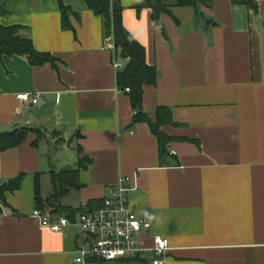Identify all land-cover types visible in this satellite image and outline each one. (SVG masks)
I'll list each match as a JSON object with an SVG mask.
<instances>
[{
	"label": "crops",
	"instance_id": "0c3cea01",
	"mask_svg": "<svg viewBox=\"0 0 264 264\" xmlns=\"http://www.w3.org/2000/svg\"><path fill=\"white\" fill-rule=\"evenodd\" d=\"M137 1L119 0L122 24L157 72L143 89V113L152 122L159 108L172 115L173 125L160 127L172 139L163 156L148 125L133 123L113 68L126 61L107 46L102 18L83 0H63L67 30L54 0H0V25L23 27L21 37L57 59L54 68L0 58V134L29 131L0 153V184L23 176L0 204V264H74L80 228L52 232L32 214L36 195L45 202L54 194L52 173L76 169L78 187L58 201L74 215L53 219L78 223L127 177L129 204L151 224L142 245L167 238L166 264H264V0L256 13L231 0L174 8L160 18L163 34Z\"/></svg>",
	"mask_w": 264,
	"mask_h": 264
},
{
	"label": "trees",
	"instance_id": "16d2710c",
	"mask_svg": "<svg viewBox=\"0 0 264 264\" xmlns=\"http://www.w3.org/2000/svg\"><path fill=\"white\" fill-rule=\"evenodd\" d=\"M58 4L61 13V26L63 29H72L68 22V17L72 13L65 7L63 0H54ZM233 4L244 5L254 13L257 12L258 5L256 0H231ZM85 6L93 12L97 17L103 19L105 28V36L113 43L114 55H120L126 64L119 69L116 76V84L118 88L129 92L126 93L130 99L131 109L133 111V123L141 122L148 125L152 134L155 136L159 144V155L166 153V146L171 142V138L165 136L160 127L173 125L172 115L167 108H159L156 111V120L152 122L147 114L142 111V94L146 86L156 84L157 72L154 67L147 66L145 63V54L142 46L131 37L122 24L123 9L119 4V0H83ZM206 0H139L134 4L133 8L137 11L150 9L151 20L155 30L164 33L163 23L160 22L162 15H171L172 9L177 7L193 8L196 12L199 5L207 6ZM6 14L4 8L0 7V17ZM24 30L20 26L2 27L0 25V58L6 57H24L32 67L44 66L49 64L55 68L57 59L47 53H39L34 49L33 42L30 38H23L20 32ZM29 131L26 129H18L16 131L0 134V153L15 149L16 146L23 143ZM79 166H83L80 163ZM78 169L64 171L61 174L51 175V183L54 194L45 202L36 195L35 207L42 213L46 209L52 214H66L67 217L74 215L73 211L66 207L58 205L59 198L67 193L70 188L78 187ZM23 176L19 175L16 179L0 184V204L5 203V194L13 193L19 189ZM92 210V209H91Z\"/></svg>",
	"mask_w": 264,
	"mask_h": 264
},
{
	"label": "built area",
	"instance_id": "2783aa9c",
	"mask_svg": "<svg viewBox=\"0 0 264 264\" xmlns=\"http://www.w3.org/2000/svg\"><path fill=\"white\" fill-rule=\"evenodd\" d=\"M107 46L113 47L111 40ZM113 68L119 70L122 65L114 63ZM125 92L128 93L129 89L126 88ZM17 99L37 104V98L29 100L28 95H17ZM127 182L129 178H120L112 189V195L104 199L99 208L82 212L78 223L73 224L65 216L53 219L49 211L42 213L38 209L33 211L32 216L43 228L52 232L59 233L70 225L80 228L85 238L73 252L74 264L125 262L140 259L144 255H150L151 264H166L170 251L167 238L154 235L151 236L150 248L142 245L151 224L148 219L140 217L129 204L128 190L125 188Z\"/></svg>",
	"mask_w": 264,
	"mask_h": 264
},
{
	"label": "water",
	"instance_id": "95a60500",
	"mask_svg": "<svg viewBox=\"0 0 264 264\" xmlns=\"http://www.w3.org/2000/svg\"><path fill=\"white\" fill-rule=\"evenodd\" d=\"M71 141H72V139L67 141V144H66L67 147H69V144L71 143Z\"/></svg>",
	"mask_w": 264,
	"mask_h": 264
}]
</instances>
